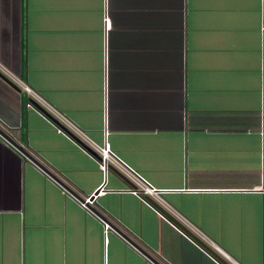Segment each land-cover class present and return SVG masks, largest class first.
<instances>
[{
  "label": "crops",
  "instance_id": "obj_1",
  "mask_svg": "<svg viewBox=\"0 0 264 264\" xmlns=\"http://www.w3.org/2000/svg\"><path fill=\"white\" fill-rule=\"evenodd\" d=\"M261 26L264 0H0V63L97 145L106 129L233 260L264 264ZM29 100L0 78L6 136L80 199L96 192L94 209L158 264H217ZM105 225L0 137V264H153Z\"/></svg>",
  "mask_w": 264,
  "mask_h": 264
},
{
  "label": "built area",
  "instance_id": "obj_2",
  "mask_svg": "<svg viewBox=\"0 0 264 264\" xmlns=\"http://www.w3.org/2000/svg\"><path fill=\"white\" fill-rule=\"evenodd\" d=\"M106 23L107 19L105 17L104 24ZM260 30L262 39L264 40V27L261 26ZM0 74L30 98V100L25 104L26 109L39 113L40 116L52 124L58 134L72 140L82 152L90 155V157H94L99 170L104 176L107 175L111 168L118 171V173H120V175H122L128 183H130V186L123 192L132 195L143 205L151 209L159 219L178 231L182 237L193 243L201 252L210 257V259H212L215 263L239 264L165 200L164 195L172 191L154 187L139 172L130 167L109 148L106 141V129L104 130L103 145H97L93 141L89 140L85 133L64 113L54 108L37 92L32 90L19 76L12 73L2 63H0ZM262 136H264V133H262ZM75 139L78 143L75 142ZM79 142L82 143V145ZM85 201L89 202V197L85 199ZM81 205L86 208L84 204L81 203ZM107 228L108 226L105 225V229ZM193 237H196L198 241H196ZM201 243L219 255L223 261L214 258Z\"/></svg>",
  "mask_w": 264,
  "mask_h": 264
},
{
  "label": "water",
  "instance_id": "obj_3",
  "mask_svg": "<svg viewBox=\"0 0 264 264\" xmlns=\"http://www.w3.org/2000/svg\"><path fill=\"white\" fill-rule=\"evenodd\" d=\"M0 78H2L6 83H8L11 87L14 89L19 90L17 87H15L10 81H8L5 77H3L0 74ZM0 137L4 138L14 149H16L21 155H23L28 161L32 162L36 167H38L43 173H45L48 177H50L54 182H56L65 192L75 197L80 203L84 204L85 207L94 215H96L100 220H102L104 223H107L110 229H112L116 234H118L121 238H123L127 243L134 246L138 249V251L144 255L151 263L158 264L156 261H154L146 252H144L142 249L137 247L126 235H124L116 226L112 225L111 223H108L92 206V203L94 201V197L97 195L96 192L89 197V202H86L84 199H80L77 197L75 193H73L66 185L61 183L52 173H50L45 167H43L41 164H39L29 153H27L21 146H19L17 143L12 141L8 136H6L1 130H0ZM110 170L115 169L111 168ZM118 173V171H116ZM120 174V173H118ZM122 176V175H121ZM123 177V176H122ZM124 180H126L123 177ZM127 181V180H126ZM128 182V181H127ZM190 234V233H189ZM191 235V234H190ZM196 241L198 239L196 237H193ZM209 251L213 252L211 249ZM214 253V252H213Z\"/></svg>",
  "mask_w": 264,
  "mask_h": 264
}]
</instances>
